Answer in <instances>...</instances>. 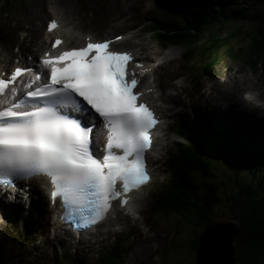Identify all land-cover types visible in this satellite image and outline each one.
<instances>
[{
	"label": "trees",
	"instance_id": "obj_1",
	"mask_svg": "<svg viewBox=\"0 0 264 264\" xmlns=\"http://www.w3.org/2000/svg\"><path fill=\"white\" fill-rule=\"evenodd\" d=\"M11 8L0 0V11ZM144 17L154 43L181 49L177 69L193 74L191 81L194 74L211 76L224 59L253 71L261 68L264 75V0H159L157 10L151 8ZM248 24L251 28L242 29ZM199 114L188 125H178L180 140L167 165L170 177L151 202L159 213L150 206L146 223L151 227L162 219L174 235L188 225L189 255L195 257L206 226L231 207L230 218L238 225L232 241L236 264H264V137L245 136L214 109H207L205 121ZM5 231L0 233V264L26 260L42 232L35 216L24 230ZM127 248L124 241L106 246L89 264H121ZM82 253L89 252L71 256L65 250L54 255L52 264H88Z\"/></svg>",
	"mask_w": 264,
	"mask_h": 264
},
{
	"label": "snow or ice",
	"instance_id": "obj_2",
	"mask_svg": "<svg viewBox=\"0 0 264 264\" xmlns=\"http://www.w3.org/2000/svg\"><path fill=\"white\" fill-rule=\"evenodd\" d=\"M57 27L52 21L48 30ZM132 59L107 41L88 42L45 53L37 68L17 67L0 78V191L46 176L53 199L60 197L81 221L77 227L87 228L104 218L111 201L148 182L144 155L157 120L138 103L139 81L127 71ZM25 71L36 74L17 86ZM97 125L107 129L102 160L91 151Z\"/></svg>",
	"mask_w": 264,
	"mask_h": 264
},
{
	"label": "rangeland",
	"instance_id": "obj_3",
	"mask_svg": "<svg viewBox=\"0 0 264 264\" xmlns=\"http://www.w3.org/2000/svg\"><path fill=\"white\" fill-rule=\"evenodd\" d=\"M73 1H75V4L72 5L75 14L69 21L70 23H76L84 31H93L97 36H106L110 31L124 33V38L120 45L137 51L138 57L144 60L146 65L145 80L156 83L163 95H170L173 97L174 102L181 106L180 111L182 114H179L177 104H168L169 108L166 110L168 118L163 125V127L168 126V128L166 130L163 129V132L159 134L158 141L160 145L157 146L158 152H152V154L159 156V160L152 165L154 178L151 184L134 197L136 200H140V202L135 204L137 207L142 208V214H148L147 205L151 204L150 193L153 191L158 193V189L162 187L161 183L169 179L164 161L166 156L171 158V152L173 151L171 142L176 139L174 131L180 123H186L187 120L193 122L195 112L199 111V118L201 117V121H205L206 119L203 116L207 113V109L211 108L214 109L216 114L220 113L224 120L229 121L230 118L222 112L230 110L238 117H241V119L250 120L251 124H249L251 127L243 126V123L238 124V126L246 128L245 135L250 133H253L255 137L264 135V127L257 124L253 111L245 108L242 102V93L248 87L254 88L260 94L261 99L264 98V75L261 68L253 71L248 66L224 59L214 69L213 76L208 77L196 74L197 78L193 81L192 90H190V86L187 85L190 76L185 74L184 71L177 69V62L180 60L178 55L181 51L180 48H177L179 51L172 55V58L164 57L166 51L174 49V47L162 49L150 39L149 34L145 30L147 25L144 26V23L147 20L144 17V12L151 10L154 3L153 0H52L51 2H55V7L58 5L60 8H69L70 3ZM7 2L13 4V8L0 11V58L9 51L13 56L11 59L12 63L14 57L16 55L20 56L22 53L27 59V56H30L28 53L37 47L30 34L36 35L33 27H37L42 32L45 17H48V14L46 0H7ZM158 4L159 1L154 5V10H157ZM156 13L151 12V15L157 17ZM76 15L80 16L77 20L74 19ZM249 28H251L250 24L242 29L248 30ZM40 39L39 42H41ZM28 41L32 42L29 43ZM17 45H20V52L18 53L14 51ZM24 50H26V54ZM16 58L18 59V57ZM173 74L179 78L175 81H168V78ZM173 93H175V96H172ZM175 99H178V101H175ZM263 115L264 112L256 113L258 118ZM182 117L185 120L179 121ZM232 122L236 123V120L233 119ZM254 127L257 128L258 134L254 133ZM161 145H163L162 148L165 149L167 147L171 151L166 152V150L161 148ZM34 196L29 201L24 200V194L17 196L14 200L19 198L20 200L16 201V203L20 205H14L12 207L14 210L11 208L13 212L6 211V216L0 217V222H3L0 224V233L6 228V234L14 232L20 226L23 227L31 216H35L39 220L42 233L38 238V254L34 255L32 260H21L20 264H47L55 250L61 252L66 250L67 253L68 251L73 252L75 249H80L85 245L110 243L113 237L117 235H120L122 239H128V248L121 264H196L195 257L189 255L191 247L188 245L191 235H189V227L187 225L182 226L181 229L179 228L177 231L179 233L174 235L173 230L170 227V229L167 228L162 219L158 218L156 226L149 228L143 223L142 217L137 221L128 217L122 221L115 220L112 224L107 222L100 226L95 234H84L82 240L78 242L71 237H66L62 232L60 235L56 233L57 236L53 234V226H51L53 221L52 214L46 205L47 203H45L46 199L43 195L42 198L40 197L41 199H39V196H36L37 198H34ZM9 199V196L0 197V204L1 201H10ZM35 199L38 202H35ZM156 199L157 196L154 200ZM156 205V203L151 205V208L157 212ZM0 208L3 209L1 205ZM233 212L234 209L231 207H225L223 212H217V218L214 220H225L228 223L222 221L214 222L212 220L209 224H212V227L219 224H229L227 226L234 229L232 223H235V221L230 218ZM6 219L7 222L4 223ZM16 220L20 222L18 223ZM118 222L121 223L117 224ZM15 223L14 227L13 224ZM207 233L200 239V242L203 240L204 245H206L212 240L214 241L212 246L215 248L216 240L218 244H221L220 240L223 239L228 257L227 237L230 238L232 236L221 238L225 235L222 234L218 238L213 235L212 238ZM88 252L89 257H95L93 250L89 249ZM203 263H205V258H203ZM208 264L210 263L208 262ZM223 264H229L228 260L224 261Z\"/></svg>",
	"mask_w": 264,
	"mask_h": 264
},
{
	"label": "bare ground",
	"instance_id": "obj_4",
	"mask_svg": "<svg viewBox=\"0 0 264 264\" xmlns=\"http://www.w3.org/2000/svg\"><path fill=\"white\" fill-rule=\"evenodd\" d=\"M52 0H50V1H48V3L50 4V9H51V13H52V16H54V15H57V16H59V18H61V20L63 19V17H62V12H63V10L60 8V7H58V5H56V7H55V5H54V3L55 2H51ZM41 27V26H40ZM71 29H72V27H71ZM33 30L36 32V35H33L32 33L30 34L31 36L30 37H32L33 38V41L34 42H36V48H35V51L36 52H42V51H44V49L46 48V46H45V41H41V42H39V38H40V36H41V34H42V32L37 28V27H33ZM111 30V29H110ZM33 31V32H34ZM64 35H65V37H66V40H71L72 42H77L79 39H80V34H81V32L82 33H84L83 32V30H80L79 28H76V27H74V29L71 31V33H70V29L69 30H67L66 31V29H64ZM111 32V31H110ZM84 34H89V35H91L92 36V39H103V38H106L105 36H103V37H97V36H95V34L93 33V32H86V33H84ZM126 35V34H125ZM70 36H73V38H71ZM22 40V39H21ZM29 43H31L32 41H28ZM26 43V42H25ZM118 49H126V48H124V47H117ZM127 49H129V50H132V49H130V48H127ZM28 50H30V49H28ZM35 51H30L29 53H28V55H31V54H36V52ZM178 49L177 48H174V49H169L168 51H166V54H165V56L164 57H166V58H172L173 56L172 55H174V54H176V53H178ZM24 53L26 54V50H24ZM135 54H136V52H134ZM172 56V57H171ZM12 53L11 52H9L8 51V53H4L3 54V57L2 58H0V71L1 70H4L6 67H10L11 65H13V64H15L16 62H12L11 63V59H12ZM16 57H18V59H25L26 58V56H24L23 55V53L20 55V56H18V55H16ZM25 57V58H24ZM29 63H31V62H29ZM146 66V65H145ZM148 67V66H147ZM145 70H146V67H143L141 70H140V72H139V74H138V76L140 77V83H139V90H143V91H145L144 92V95L145 96H147V97H149L151 100H152V103H153V105L156 107V109H157V111L161 114V117H162V119H163V124H164V120H166L167 118H168V116H167V114H166V110L169 108V105L168 104H177V103H175L174 102V100H173V97H171L170 95H163L162 93H161V91L159 90V87H158V85L157 84H155V83H151V82H149V80L148 81H146L145 80V74H146V72H145ZM155 81H156V79H155ZM150 87H153L154 88V90L152 91V92H146V90H149V88ZM249 90V89H248ZM172 96H175V93H173L172 94ZM175 101H178V99H175ZM181 101V100H180ZM171 107V106H170ZM242 107H244V106H242ZM246 108V107H245ZM177 109L179 110V114H182L181 113V111H180V109H181V106L179 105V104H177ZM259 110H257V111H253V112H258ZM168 112V111H167ZM261 117V116H260ZM255 118V120L257 121V123H259V124H261V125H263L264 126V115H263V118H261V119H258L257 117H254ZM250 121V120H249ZM254 125V124H253ZM166 128H168V126L167 127H163V125H160V127L158 128V130H157V133H156V137H155V143H154V146H153V150H151L150 151V156H149V158H148V160H149V163H152V164H150L149 166H151V165H153V163L155 162V161H158L159 159V156H157L156 154H152V151H154V153H156V152H158V149H157V146H159L160 145V143H159V141H158V139H159V134H160V132H163V129H165L166 130ZM257 129V128H256ZM263 130V129H262ZM163 147V145H161V148ZM163 150H165V149H167V147H165V149L164 148H162ZM160 150V149H159ZM42 184H43V180L42 179H39V178H35V179H33L32 181H31V189L30 190H32V192H33V194L34 195H38L39 197L42 195V192H41V188H42ZM150 184V183H149ZM149 184H147L146 186H143L140 190H139V192L140 191H143ZM24 192H25V190H24ZM24 192H22L21 194H24ZM139 192H136L134 195L136 196V195H138V193ZM134 196V197H135ZM24 197V196H23ZM134 197H133V201H132V205L134 204V203H137V202H140V200H134ZM40 199V198H39ZM20 199H17V200H15V201H12V200H10V201H5V203H3V202H1V206L3 207V208H6V209H8L9 211H12L11 210V208L14 206V205H19L18 203H16V201H19ZM46 203V202H45ZM47 205V204H46ZM9 206H11V207H9ZM13 209V208H12ZM141 209V210H140ZM14 210V209H13ZM126 210H128V209H126ZM13 212V211H12ZM136 212H138V213H140L141 215H142V208H139V206L138 207H136ZM127 216L128 215H122L121 217H118V216H116V219H120V221H122V220H124V219H126L127 218ZM131 219H137V220H139L140 218L137 216L136 218H134V217H131ZM106 222H108V223H113V221L112 220H107V221H105V223ZM121 222H118L117 224H120ZM51 226H53V229H52V227H51V229H52V231H53V234L55 235V236H57V234L56 233H58V235H60L61 234V231H63V228H62V226H60V224L56 221V220H54V221H52V223H51ZM100 226V225H99ZM99 226H97V230L96 231H98V227ZM154 226H156V225H152L151 227H154ZM227 227H229V228H227ZM95 229V228H94ZM210 231H209V237H212L213 238V235H216V237L218 238L219 236H221L222 234H225L226 236H232L233 235V233H234V229L232 228L231 229V227L230 226H227V225H224V224H219V225H216V226H213L211 229H209ZM93 232H91V234H92ZM213 242L214 241H209L206 245H204V242H203V244H202V247H208L209 248V251H208V255L207 256H205V263L204 264H208V262L210 263V256L213 254V258H212V260H211V262L213 263V264H223L224 263V261H227L228 260V258H227V256H226V250H225V247H224V244L223 243H221V244H218V242H217V240H216V246H215V248L212 246V244H213ZM228 262H229V260H228Z\"/></svg>",
	"mask_w": 264,
	"mask_h": 264
},
{
	"label": "water",
	"instance_id": "obj_5",
	"mask_svg": "<svg viewBox=\"0 0 264 264\" xmlns=\"http://www.w3.org/2000/svg\"><path fill=\"white\" fill-rule=\"evenodd\" d=\"M215 221H222V222H226L225 220H214V222ZM217 223V222H216ZM226 223H228V222H226ZM212 224H208L207 226H206V228H205V230H204V232L201 234V238H203L204 236H205V234L207 233V235L209 234V229H211L212 228V226H211ZM224 225H229V224H224ZM232 225H233V227H234V233H233V235H232V237H230V238H228L227 237V239H228V242H227V240H226V242H227V246H228V260H230L229 261V264H235L236 262H235V258H234V256H233V253H234V249H233V246H232V241H233V239L236 237V234H237V232H238V225L236 224V223H232ZM226 235H223L221 238H223V237H225ZM200 238V239H201ZM220 238V239H221ZM200 239H199V244H198V246H197V249L195 250V257H196V264H204L203 263V258H205V256H207L208 255V251H209V248L208 247H202L201 245L203 244L202 242H203V240L200 242ZM205 239V238H204ZM225 239V238H224ZM220 242L222 243L223 242V239L222 240H220ZM223 244L225 245V243L223 242ZM227 246H226V248H227ZM226 256H227V252H226ZM212 258H213V254L210 256V264H213L212 262H211V260H212Z\"/></svg>",
	"mask_w": 264,
	"mask_h": 264
},
{
	"label": "clouds",
	"instance_id": "obj_6",
	"mask_svg": "<svg viewBox=\"0 0 264 264\" xmlns=\"http://www.w3.org/2000/svg\"><path fill=\"white\" fill-rule=\"evenodd\" d=\"M158 1L159 0H156L155 4ZM242 102L249 111L259 110V112H264V99H261L260 94L255 90H248L244 92L242 96Z\"/></svg>",
	"mask_w": 264,
	"mask_h": 264
}]
</instances>
